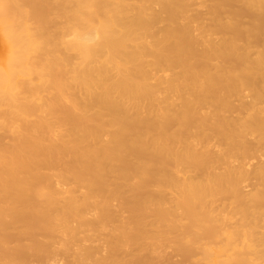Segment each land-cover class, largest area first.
<instances>
[{"label":"bare ground","instance_id":"bare-ground-1","mask_svg":"<svg viewBox=\"0 0 264 264\" xmlns=\"http://www.w3.org/2000/svg\"><path fill=\"white\" fill-rule=\"evenodd\" d=\"M58 257L264 264V0H0V264Z\"/></svg>","mask_w":264,"mask_h":264},{"label":"rangeland","instance_id":"rangeland-1","mask_svg":"<svg viewBox=\"0 0 264 264\" xmlns=\"http://www.w3.org/2000/svg\"><path fill=\"white\" fill-rule=\"evenodd\" d=\"M175 259H177L178 257L174 256ZM65 260L58 257L55 259L50 260L47 264H64Z\"/></svg>","mask_w":264,"mask_h":264}]
</instances>
